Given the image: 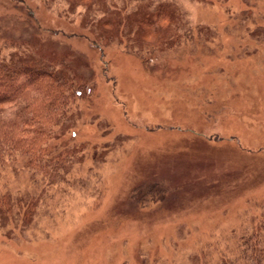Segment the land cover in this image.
Instances as JSON below:
<instances>
[{
  "label": "rangeland",
  "instance_id": "1",
  "mask_svg": "<svg viewBox=\"0 0 264 264\" xmlns=\"http://www.w3.org/2000/svg\"><path fill=\"white\" fill-rule=\"evenodd\" d=\"M169 1L187 14L192 29L205 30L172 49L132 45L139 56L103 41L104 59L95 51L93 68L100 76L107 62L110 83L102 79L80 106L74 131L79 143L102 147L95 152L106 161L88 153L76 180L64 187L67 194L52 191L57 195L38 215L37 229L15 243L0 242V264H218L264 216V38H254L257 23L242 26L248 16L264 14V0H231L235 8ZM65 4L73 8L66 0L54 10L39 2L36 17L44 27L82 35L86 10L66 22L59 13ZM139 4L113 0L107 8L126 18ZM28 33L0 22V38L20 40ZM73 42L78 54L60 47L55 53L70 54L74 68L90 79L94 73L84 61L90 42ZM142 58L153 62L143 67ZM99 120L110 124L101 129ZM155 183L169 188L168 197L141 209L132 192ZM24 186L11 187L33 191Z\"/></svg>",
  "mask_w": 264,
  "mask_h": 264
},
{
  "label": "trees",
  "instance_id": "2",
  "mask_svg": "<svg viewBox=\"0 0 264 264\" xmlns=\"http://www.w3.org/2000/svg\"><path fill=\"white\" fill-rule=\"evenodd\" d=\"M66 1L73 8L65 4V10L59 12L60 19L71 23V17L78 15L79 8H84L86 13L81 17L88 34L84 31L82 35L69 34L62 28H47L37 19L34 5L41 2L47 9L54 10L63 0H0L3 11L0 22L16 24L29 32L25 39L0 38V242L15 243L34 231L37 217L46 206L54 202L57 194H67L69 187H64L76 180L75 171L87 161L88 153L91 152L98 163L106 161L103 153L98 156L96 153L102 151V147L90 142L79 143L74 131L83 115L80 106L104 84L102 79L110 81L106 76L107 62L102 61L105 73L100 76H96L93 68L95 51H100L104 59L103 41L108 40L111 46L123 45L125 53L139 56L132 45L140 43L142 49L151 51V44L162 43L172 49L175 43L192 42L197 32L200 35L205 30L192 29L187 14L169 0H136L140 6L129 7L134 13L126 18L114 16L115 12L109 11L108 3L112 5L113 0ZM99 1L104 9L98 12L95 4ZM189 1L206 5L230 3L234 8L236 3L237 6V1L231 0ZM256 14L255 19L248 16L242 20V26L246 28L251 21L257 23L260 27L254 38L261 40L264 38V14L258 13V17ZM106 27L110 31H104ZM148 38L151 43L145 42ZM76 39L90 42L91 51L84 60L87 70L94 73L90 79L71 64L68 53L78 54V45L73 42ZM59 47L68 51L64 58L55 53ZM141 60L143 67L153 62L146 58ZM100 123L101 129L110 124L108 120ZM15 182L33 191L26 195L21 191L16 193L15 187H11ZM169 193V188L162 183L141 185L132 192V200L145 210L163 203ZM246 231L238 239L236 253L223 255L218 264H264V216L251 232Z\"/></svg>",
  "mask_w": 264,
  "mask_h": 264
}]
</instances>
